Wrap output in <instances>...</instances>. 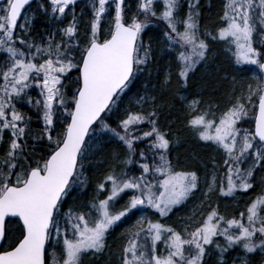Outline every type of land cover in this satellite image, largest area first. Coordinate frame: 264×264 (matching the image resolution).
<instances>
[{"label":"snow or ice","instance_id":"6c2138e0","mask_svg":"<svg viewBox=\"0 0 264 264\" xmlns=\"http://www.w3.org/2000/svg\"><path fill=\"white\" fill-rule=\"evenodd\" d=\"M31 3L0 0V264L98 260L133 210L165 218L198 191L202 199L180 230L140 215L122 233L118 264H205L212 249L217 264H227L233 249L242 253L240 264H253L254 256L264 264V0H224L218 26L203 31L200 0H137L130 16L126 0H88L91 17L83 31L78 0H39L49 19L63 24L71 17L39 39L31 35L35 13L23 16ZM153 20L165 25L175 82L168 70L151 87L145 83L113 126L132 83L152 75V45L142 37ZM210 41L223 42L233 71L251 73L250 82L237 75L210 78L189 99L181 89L199 67L207 69ZM221 81L229 84L223 110L212 98ZM166 95L185 107V126L222 157V163L213 157L203 164V177L170 158L180 141L159 126ZM18 104L34 110L38 130ZM112 142L117 149L91 200L65 210L67 198L89 186L88 170L106 164L96 157ZM256 186L260 193L238 217L221 214L213 202V196L236 199Z\"/></svg>","mask_w":264,"mask_h":264},{"label":"trees","instance_id":"16d2710c","mask_svg":"<svg viewBox=\"0 0 264 264\" xmlns=\"http://www.w3.org/2000/svg\"><path fill=\"white\" fill-rule=\"evenodd\" d=\"M128 5V15L136 11L137 0H126ZM224 0H210L208 7L204 6L203 1L200 0V12H201V30L205 28L209 30L215 29L219 24V17L223 12ZM160 5H157V11L160 10ZM75 11L77 16L80 18L81 30L83 31L84 24L91 17V9L88 4V0H78L75 6ZM35 13V20L31 26V35L36 36L38 39L44 37L46 32H52L57 28L63 27L68 23V19H65L63 24L57 22L54 19H49L44 13L39 10V0H34L28 8V18ZM24 23V19H22ZM107 25H105V28ZM165 30V25L160 22L153 20L152 26H150L143 34V41L145 44L151 43L153 49V63L150 65V71L152 72L151 77L145 74H141L132 83L130 89L122 97L120 101V112L113 115L112 122L115 126V122L119 115L123 114L125 108L132 107L130 101L137 95L143 94L144 84L148 83L149 87L151 85L158 83L159 79L163 77L166 71L171 70L173 73V82H175V73L178 71L176 62L173 55H169L165 50L166 45L163 43V31ZM59 37H57L58 39ZM211 49L213 53V59L207 66V69L199 67L197 73L191 78L189 82V88L187 90L181 89V95L185 94L191 98H195L197 93L201 91V84L203 81L210 78L218 79L219 76L227 74L229 79L232 75H237L238 79L242 82H247L248 80L243 77L248 73H236L233 69L235 66L232 60L229 58L230 54L225 51V46L223 42H211ZM2 63V61H0ZM229 89V84L227 81L220 82V88L217 93H215L212 98L219 101L221 110L226 107V93ZM35 96L37 94L36 90L32 91ZM203 98L205 100L209 99V92L205 90L203 93ZM163 102L166 107L163 109L162 115L159 120V126L162 130L169 132V138L172 140L178 139L179 145L172 146L170 158L172 162L180 168H198L202 170L204 163L208 162L211 158L215 157L218 162L222 163L221 155L215 150L214 145H205L203 142L199 141L193 132H191L186 126L187 113L185 107L179 102L174 101L171 95H166L163 98ZM22 112L33 117V128L34 130L39 129V124L36 121V114L28 105L21 104ZM247 126V125H246ZM32 143L31 141L29 142ZM140 148H144L145 145H139ZM117 149V144L112 142L108 144L102 154H98L96 159H104L106 164L100 167L90 168L86 173L89 177V186L83 192H73L68 198L65 204V210L72 206L74 208H79L80 205L86 201L91 200L96 183L103 179L107 171V162L109 161V153ZM39 153H37L38 155ZM189 164V165H184ZM119 172L120 169L117 168ZM260 186H256L254 190H250L247 194H238L236 199L232 198H221L217 200L216 196H213L214 204H219V211L221 214L231 218L233 216H239L240 212L246 210V205L251 199H254L260 193ZM194 197H191L188 202L178 209H174L168 217L159 218L160 222L172 226L177 230L183 228L184 220L191 215V208L188 207L189 202ZM128 199V195L122 196L120 201L117 203L116 207L119 208ZM198 202V199L195 200ZM197 204V203H196ZM194 206V205H193ZM188 208L189 210H186ZM235 209V210H234ZM138 215L137 210H133V213L126 218L125 222L119 227L115 228L108 237L109 248L104 254H102L97 260L95 257L85 259V264H118L117 256L120 252V248L124 243V238L122 233L126 231L131 225L135 224L136 217ZM149 215V214H148ZM153 220H156L154 217ZM222 242V238H221ZM161 249L163 246L161 244ZM242 255L239 249H233L226 254L227 264H230L233 260H239L238 257ZM253 264H261V259L259 256L252 257ZM205 264H217V253L214 249L209 251V254L205 257Z\"/></svg>","mask_w":264,"mask_h":264},{"label":"rangeland","instance_id":"374dc122","mask_svg":"<svg viewBox=\"0 0 264 264\" xmlns=\"http://www.w3.org/2000/svg\"><path fill=\"white\" fill-rule=\"evenodd\" d=\"M204 3H206L204 6L208 5V1L206 2V0H204ZM206 7H207V6H206ZM250 75H251V73H248L246 76L243 75V77L246 78V79L248 80L247 82H250V81H249V77H250ZM182 95H185V94H182ZM186 96H187V95H186ZM187 97H188L189 99H192V98L189 97V96H187ZM175 140H177V139H175ZM175 140H174V141H175ZM177 145H179V143H178V144H173L172 146H177ZM184 165H189V164H184ZM203 173H204V168H203V166H202V170H201V176H202V177H203ZM196 199H198V202H195ZM201 199H202L201 192L198 191V192L196 193V195L194 196V198H193V199L189 202V204H188V207L191 208V212H192V210H193V208H194L195 206L199 205ZM196 203H197V204H196ZM193 205H194V206H193ZM186 210H189V209L186 208ZM234 210H235V209H234ZM148 214H149V215H148ZM140 215H145V216H147L148 218H150V219H152V220H153L154 217L156 218V220L158 219V215L153 214V212H152L151 210H149V209H145V210H140V211H138V215H137V218H136V219H138ZM237 217H238V216H237ZM153 221H155V220H153ZM135 222H136V220H135ZM161 223H162V222H161ZM162 246H163V245H162ZM158 247L161 249V245H159ZM49 251H51V249H50ZM230 264H240V262H239V260H237V261L233 260L232 262H230Z\"/></svg>","mask_w":264,"mask_h":264},{"label":"flooded vegetation","instance_id":"af4514ba","mask_svg":"<svg viewBox=\"0 0 264 264\" xmlns=\"http://www.w3.org/2000/svg\"><path fill=\"white\" fill-rule=\"evenodd\" d=\"M202 1H203V4L205 5L206 3H204V0H202ZM207 1H208V5H209V1H210V0H206V2H207ZM208 5H206V6L208 7ZM18 108L21 109V108H22V105H21V104H18Z\"/></svg>","mask_w":264,"mask_h":264},{"label":"water","instance_id":"95a60500","mask_svg":"<svg viewBox=\"0 0 264 264\" xmlns=\"http://www.w3.org/2000/svg\"><path fill=\"white\" fill-rule=\"evenodd\" d=\"M33 1V0H32Z\"/></svg>","mask_w":264,"mask_h":264}]
</instances>
